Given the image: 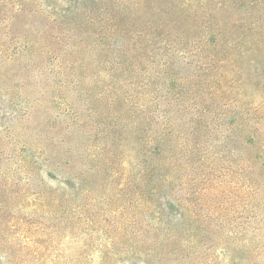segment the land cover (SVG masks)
Masks as SVG:
<instances>
[{"label":"rangeland","instance_id":"1","mask_svg":"<svg viewBox=\"0 0 264 264\" xmlns=\"http://www.w3.org/2000/svg\"><path fill=\"white\" fill-rule=\"evenodd\" d=\"M0 264H264V0H0Z\"/></svg>","mask_w":264,"mask_h":264}]
</instances>
